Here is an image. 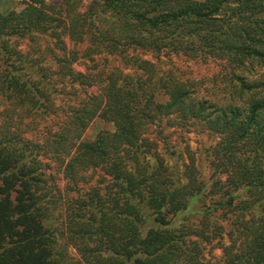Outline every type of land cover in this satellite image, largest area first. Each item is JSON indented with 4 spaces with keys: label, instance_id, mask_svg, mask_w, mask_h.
<instances>
[{
    "label": "trees",
    "instance_id": "obj_1",
    "mask_svg": "<svg viewBox=\"0 0 264 264\" xmlns=\"http://www.w3.org/2000/svg\"><path fill=\"white\" fill-rule=\"evenodd\" d=\"M25 1L22 14L0 12V97L28 120L24 130L30 119L63 117L46 139L74 196L63 199L44 147L7 116L0 264H209L205 245L221 249L222 264H264V0ZM137 51L155 62L127 56ZM100 55L121 57L135 73L72 67ZM172 57L216 60L228 73L203 86L160 72L157 63ZM96 118L114 130L82 140ZM162 120L219 136L206 179L190 153L180 165L168 136L158 133L161 150L147 138ZM93 170L107 179L102 189L85 188Z\"/></svg>",
    "mask_w": 264,
    "mask_h": 264
},
{
    "label": "rangeland",
    "instance_id": "obj_2",
    "mask_svg": "<svg viewBox=\"0 0 264 264\" xmlns=\"http://www.w3.org/2000/svg\"><path fill=\"white\" fill-rule=\"evenodd\" d=\"M46 2L52 5H59L62 0H46ZM85 5L86 3L83 1L77 8V11L82 12ZM29 7V3L25 0H0L1 13H7L9 10L14 9L22 14ZM23 49L25 50V47H23ZM138 52L140 51L133 53L130 52L127 56L135 57V55H139L142 58L155 62L150 55H143ZM92 58L93 59L91 60L90 58L81 56L77 61L73 62L72 67L75 71L88 75L103 72V69H105V71H110L114 68L123 69L124 73L130 75L135 73L134 69L131 68L130 63L127 65L128 67L124 66L126 63L123 59H121V57H108L100 55L99 57L94 56ZM167 60L168 58L166 61H160L157 63V67L160 72L165 73L166 71L171 70L175 77L179 79L201 80L203 86H211L210 82L214 78H216V82L219 83V80H221V78L228 73V70L223 66V64L216 60H208L204 62L187 60L186 58L181 57H172L169 61ZM136 74L138 75L139 73ZM99 86L100 84L92 85L88 88L87 93H97ZM64 100L65 99H62V101ZM17 112H19L18 108L12 107L7 101L0 97V126L7 116H12L13 128L18 130V132L23 135L24 139L43 146L44 151L41 153V160L51 183L59 190L61 196L63 195L64 200L72 198L74 195H71V193L66 190L67 181L63 174V167H60L59 164H56L54 160H52L53 157H51V151L48 149L49 140L47 141L46 139L47 135L52 136L57 133L61 127L63 117L51 116L46 120L39 119L38 117L36 120L30 119L34 122H32L29 129L24 130L23 121L28 120H20V118L15 115ZM57 113L60 112L58 111ZM161 122L162 123H155L154 126L149 128L147 138L157 142L159 144L158 148L161 150V143L156 141L159 140L157 139L160 136L158 133L162 132L163 135L168 136L171 139L172 145L178 146L177 148L181 155V161H179L180 165L185 163L187 155L190 153L195 158V165L199 167L202 172V176L206 179L210 174L208 159L211 156L212 148H214L220 140L219 136L205 130L201 125H190L189 127H185L186 129H183V131L181 129H176L175 127H169V125H165L164 122H166V120H162ZM113 130L114 127L111 122L96 118L88 125L82 136V140H93L98 133L105 131L112 132ZM85 176L87 177L88 182L85 184V188H94V186H98L102 189L104 184H101V182H106L107 180L106 178L104 179L103 173L100 170L89 171L85 174ZM101 189L100 191L102 192ZM64 206L65 201H62L59 209L61 213H63ZM204 248L205 261L209 264H222V251L220 248L212 245H205ZM67 251L73 260L76 261L79 259V256L74 248L69 246L67 247Z\"/></svg>",
    "mask_w": 264,
    "mask_h": 264
}]
</instances>
